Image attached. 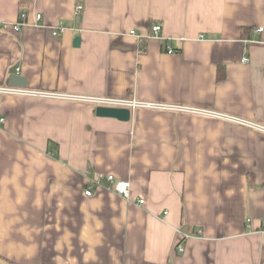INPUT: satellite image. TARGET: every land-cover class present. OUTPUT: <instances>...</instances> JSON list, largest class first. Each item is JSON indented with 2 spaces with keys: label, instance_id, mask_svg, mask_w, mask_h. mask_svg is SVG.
Returning <instances> with one entry per match:
<instances>
[{
  "label": "crops",
  "instance_id": "obj_1",
  "mask_svg": "<svg viewBox=\"0 0 264 264\" xmlns=\"http://www.w3.org/2000/svg\"><path fill=\"white\" fill-rule=\"evenodd\" d=\"M12 74L162 107L0 93V264H264V0H0Z\"/></svg>",
  "mask_w": 264,
  "mask_h": 264
},
{
  "label": "built area",
  "instance_id": "obj_2",
  "mask_svg": "<svg viewBox=\"0 0 264 264\" xmlns=\"http://www.w3.org/2000/svg\"><path fill=\"white\" fill-rule=\"evenodd\" d=\"M83 10V4L82 3H77L76 6V12L80 13ZM26 15L22 14L21 15V21H19L18 23L15 24V30L19 31L22 26L26 25L25 23V19ZM36 20L39 21L41 20V14H37L36 15ZM36 26H39V25ZM66 30V27L64 26H56V27H52L51 31L53 33V35H58L59 33H64V31ZM262 30V29H260ZM152 31L154 35H159L161 32V26L160 25H153L152 26ZM132 33L134 34L135 32L132 31ZM174 50L170 49L169 53H173ZM248 62V58H244L243 59V63H247ZM0 93L1 94H7V95H11V96H45V97H57L59 99H65V100H75V101H88L91 103H94L96 106H104V107H123V108H128V109H136V108H158L159 104H155V103H143V102H137V101H130V100H123V99H113V98H106V97H81V96H72V95H60V94H53V93H48V92H35V91H31L28 90L27 88H22V87H13V86H6V87H0ZM162 107V106H161ZM169 108V107H167ZM172 109H175L176 111H195L194 109H187L186 107H181V106H175L172 107ZM196 113V112H195ZM237 123L242 124V125H246L248 127H251L253 129L259 130L260 132L264 133V127L260 126V125H255V124H251V123H247L246 121H242L239 119H234ZM102 178H106V180L108 181V187L111 191H113L114 193L118 194L120 197H123L127 200H129V194H130V182L129 181H124V180H117L113 175H108L106 177H102ZM95 184L97 186H99L100 184L98 182H95ZM93 185L89 186L88 189H86L85 194L86 195H92L93 193ZM140 204H143L144 201L141 199ZM263 225H264V221H263ZM201 234V233H200ZM189 236L185 235V234H181V240L179 241V243L177 244V250L179 252H183L184 247H183V243L186 239H188Z\"/></svg>",
  "mask_w": 264,
  "mask_h": 264
},
{
  "label": "water",
  "instance_id": "obj_3",
  "mask_svg": "<svg viewBox=\"0 0 264 264\" xmlns=\"http://www.w3.org/2000/svg\"><path fill=\"white\" fill-rule=\"evenodd\" d=\"M80 44V38L77 37L74 40V46L77 47ZM9 85L13 87H27V79L19 74H12L9 77ZM96 114L99 117L116 118L120 121H129L131 118V111L128 108L123 107H104L99 106L96 109Z\"/></svg>",
  "mask_w": 264,
  "mask_h": 264
}]
</instances>
